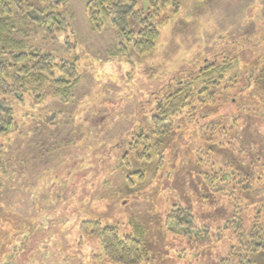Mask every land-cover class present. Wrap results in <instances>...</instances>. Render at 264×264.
<instances>
[{
	"label": "rangeland",
	"instance_id": "374dc122",
	"mask_svg": "<svg viewBox=\"0 0 264 264\" xmlns=\"http://www.w3.org/2000/svg\"><path fill=\"white\" fill-rule=\"evenodd\" d=\"M91 1L61 6L68 27L52 37L24 19L30 2L11 5L5 36L77 63L81 81L67 102L51 90L40 103L0 96L18 125L0 137V264H115L83 232L89 222L140 241L139 264H240L264 229V0H159L155 50L128 57L113 56L122 38L109 21L92 30ZM135 1L148 17L150 1ZM226 61L219 97L203 103L199 73ZM177 94L197 106L193 119L187 107L155 133L158 107Z\"/></svg>",
	"mask_w": 264,
	"mask_h": 264
},
{
	"label": "trees",
	"instance_id": "16d2710c",
	"mask_svg": "<svg viewBox=\"0 0 264 264\" xmlns=\"http://www.w3.org/2000/svg\"><path fill=\"white\" fill-rule=\"evenodd\" d=\"M20 1L25 4L30 2L29 5L27 4L30 11L24 14V19L30 24L40 27L46 32L47 36L52 37L55 32L66 31L68 23L58 12V9L61 6H66L70 0ZM149 1L152 12L148 17L142 16L137 11V2L135 0H92L87 5L93 31L100 32L104 18L119 32L122 43L117 48V51L113 52V56L128 57L130 50L137 53V55L149 54L155 50L161 31L152 19L159 17L161 9L158 5L159 0ZM18 2L19 0H0V51L6 57L4 61H0V96L15 95L22 99L24 95L32 93L36 95V102L40 103L45 98V92L51 90L56 97L67 102L73 96L81 81L78 64L65 60L56 63L52 55L41 51H28L24 41H18L10 35L5 36V32L10 33L15 29V24L12 21L11 5L13 3L18 4ZM131 18L139 21L140 28L137 32L130 29L129 20ZM23 33H26V31ZM224 63L217 64L212 62L199 73V80L204 81L208 85V88L202 89L203 93H201V96L204 97L200 99L203 103L210 105L216 101V95L219 97L216 88L222 85L221 81L226 74L227 68L229 69L230 66H233L231 65L232 62L226 61ZM57 72L59 76H57ZM182 84L186 86L188 83ZM228 87L226 85L223 89L227 90ZM179 93L183 95V90H179ZM38 94L43 95L38 96ZM178 95L173 98L174 100H169L170 97H167V102L164 104L166 107L163 104L158 107L160 111L153 117L155 133L168 135L172 129V118L184 115L187 107H189L187 113L192 114L191 118L193 119L197 106L191 101L188 102L183 99V96ZM261 105V102H257V106L255 105L254 107L255 110H248V113L253 115L255 111H258L257 107L260 109ZM261 116L264 119V113ZM17 127L13 109L8 105L0 107V137L8 136ZM147 139V137H143L142 140L147 142ZM141 143L139 142L138 144ZM2 149L0 145V156ZM150 150L151 148L146 146V150L139 154V158L150 160ZM0 169H2L1 161ZM82 230L85 234H93L102 238L106 255L113 263L139 264L142 261L140 241L130 236L121 238L118 228H102L99 222H89L82 226ZM91 230H93V233H91ZM252 231L250 241L244 245L246 250L243 257H241L240 264H257V255L264 251V229L255 226Z\"/></svg>",
	"mask_w": 264,
	"mask_h": 264
}]
</instances>
